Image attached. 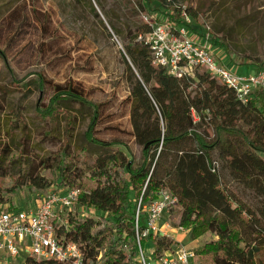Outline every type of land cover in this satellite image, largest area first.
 I'll list each match as a JSON object with an SVG mask.
<instances>
[{"label":"trees","instance_id":"16d2710c","mask_svg":"<svg viewBox=\"0 0 264 264\" xmlns=\"http://www.w3.org/2000/svg\"><path fill=\"white\" fill-rule=\"evenodd\" d=\"M155 2L176 12L182 4L179 0H135L136 10L129 9V13L140 14ZM86 6L99 18L92 5ZM190 15L196 17L193 11ZM189 27L195 30L196 26ZM148 30L144 23L136 26L122 54L127 65L126 101L131 105L133 138L141 147L139 159H134L125 143L96 137L102 105L91 101L77 83H54L38 74L23 86L51 88L49 104L35 113L53 123L58 115H64L63 143L50 157L51 166L45 163L48 176L2 172L0 205L14 206L16 192L25 188L48 191L56 185L79 190L77 206L62 216L61 223L55 222L57 237L79 246L87 264H139L135 230L138 202L146 205L164 190L177 198L168 213L177 216L178 226L190 229L191 240L205 234L214 237L194 250L196 262L264 264V88L255 90L253 98L242 104L206 73H197L195 79H175L152 65L149 49L138 40ZM212 43L228 52L227 44L216 36H212ZM0 58L7 61L3 52ZM256 65L261 67L264 62ZM194 84L198 92L191 96L187 89ZM70 104L86 109L89 119L84 143L74 151L70 150L74 117L65 109ZM201 123L211 126L212 138L197 129ZM28 133L26 129V137ZM21 154L13 160H20ZM220 163L221 168L217 166ZM222 171L256 193L261 205L255 212L227 191ZM80 208L88 212L81 214ZM138 227L141 234L145 229L142 212ZM243 229L248 230L250 239L244 237ZM147 241L152 242L154 260L177 243L168 237L140 235L141 247ZM23 264L70 263L27 256Z\"/></svg>","mask_w":264,"mask_h":264},{"label":"rangeland","instance_id":"374dc122","mask_svg":"<svg viewBox=\"0 0 264 264\" xmlns=\"http://www.w3.org/2000/svg\"><path fill=\"white\" fill-rule=\"evenodd\" d=\"M179 1L196 13V27L209 26L212 36L227 44L226 53L214 44L216 53L232 58L235 65L259 68L256 64L264 62V0ZM87 3L94 7L99 18ZM136 7L135 0H0V52L7 58L6 62L0 58V174L46 176L45 163L51 166L50 157L63 143L64 115H58L53 123L38 118L35 113L37 108L49 104L51 88L37 90L33 85L23 86L38 74L54 83H77L91 101L102 105L96 137L125 143L134 159H139L141 147L133 138L131 105L126 101L127 65L122 55L134 28L143 23L139 13H129L132 11L129 9ZM144 12L162 14L167 10L155 2ZM197 92L195 84L187 89L191 96ZM65 109L74 117L70 143V150L74 151L84 143L88 111L77 104L67 105ZM26 129L28 137L24 134ZM197 129L213 137V129L206 123ZM20 151V160H13ZM217 166L221 168V163ZM221 177L237 201L254 212L257 210L261 203L253 190L244 188L227 171H222ZM56 188L62 187L53 185L48 191L18 190L14 206L10 207L9 203L8 206L33 209ZM176 218L165 215L173 228L178 226ZM261 224L264 225V220ZM243 235L251 237L247 229H243ZM170 238L175 240L174 235ZM177 239L196 249L214 237L205 234L194 240L189 236ZM143 248L151 257L152 242L147 241Z\"/></svg>","mask_w":264,"mask_h":264},{"label":"built area","instance_id":"2783aa9c","mask_svg":"<svg viewBox=\"0 0 264 264\" xmlns=\"http://www.w3.org/2000/svg\"><path fill=\"white\" fill-rule=\"evenodd\" d=\"M177 7V13L174 9L167 10L165 14L140 12L149 30L141 33L138 40L149 49L152 65L178 80L195 79L196 74L202 71L229 89L239 102L247 104L255 90L264 88V66L255 67L250 73H239L225 52H215L210 27L203 25L191 30L189 26L194 28L196 25L189 9L181 3ZM78 195L79 190L76 189L56 188L40 199L33 209H10L8 204L0 205V263L17 264L22 256H30L38 260L87 264L79 246L61 241L56 235L55 222L61 223L64 220L62 216L77 206ZM177 202L175 196L164 190L146 205L141 206V201L138 202L135 230L139 264H198L195 248L177 239L189 236L190 229L182 226L173 228L168 221H163L164 213ZM80 211L86 214L88 209L80 208ZM140 212L144 213L145 224L141 234L138 227ZM150 234L168 238L174 235L177 243L154 260L140 245V235L145 238ZM25 253L27 255L24 256Z\"/></svg>","mask_w":264,"mask_h":264},{"label":"crops","instance_id":"0c3cea01","mask_svg":"<svg viewBox=\"0 0 264 264\" xmlns=\"http://www.w3.org/2000/svg\"><path fill=\"white\" fill-rule=\"evenodd\" d=\"M233 65L236 67V70H237L239 73L241 72V70H242V71H245V73H250V72H252L253 70H255V67H253V66L235 65L234 63H233ZM165 215H168V216L170 217L168 211L165 212L164 215H163V221H167V220H168V219H167V220L165 219ZM174 218H176V216H174ZM23 261H24V258L21 257V258H19V259L16 261V263H17V264H23ZM0 264H2V262H1Z\"/></svg>","mask_w":264,"mask_h":264}]
</instances>
